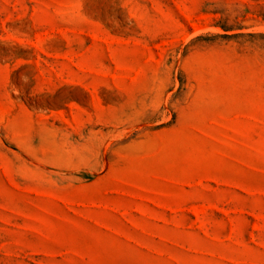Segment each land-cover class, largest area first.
<instances>
[{"label":"rangeland","instance_id":"obj_1","mask_svg":"<svg viewBox=\"0 0 264 264\" xmlns=\"http://www.w3.org/2000/svg\"><path fill=\"white\" fill-rule=\"evenodd\" d=\"M0 264H264V0H0Z\"/></svg>","mask_w":264,"mask_h":264}]
</instances>
